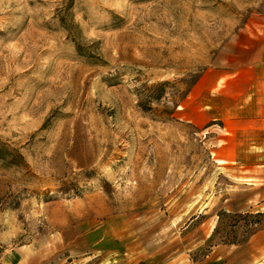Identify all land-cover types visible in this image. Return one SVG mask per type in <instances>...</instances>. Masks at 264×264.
<instances>
[{
    "label": "rangeland",
    "instance_id": "1",
    "mask_svg": "<svg viewBox=\"0 0 264 264\" xmlns=\"http://www.w3.org/2000/svg\"><path fill=\"white\" fill-rule=\"evenodd\" d=\"M258 15L264 0H0V264L197 262L263 230L264 169L217 162L221 125L191 96Z\"/></svg>",
    "mask_w": 264,
    "mask_h": 264
},
{
    "label": "crops",
    "instance_id": "2",
    "mask_svg": "<svg viewBox=\"0 0 264 264\" xmlns=\"http://www.w3.org/2000/svg\"><path fill=\"white\" fill-rule=\"evenodd\" d=\"M191 96L201 119L221 125L224 146L218 150L217 162L235 171L243 169L246 177L260 175L264 169V16L253 17L234 36L222 64L202 75ZM259 198L258 204L263 205L264 199ZM161 264H264V229L254 232L243 246H216L200 261L179 255Z\"/></svg>",
    "mask_w": 264,
    "mask_h": 264
},
{
    "label": "trees",
    "instance_id": "3",
    "mask_svg": "<svg viewBox=\"0 0 264 264\" xmlns=\"http://www.w3.org/2000/svg\"><path fill=\"white\" fill-rule=\"evenodd\" d=\"M234 216H236V217H237V216H241V215H234Z\"/></svg>",
    "mask_w": 264,
    "mask_h": 264
}]
</instances>
